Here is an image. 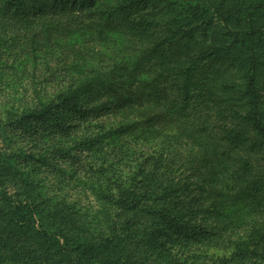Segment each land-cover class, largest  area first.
<instances>
[{
	"label": "trees",
	"instance_id": "16d2710c",
	"mask_svg": "<svg viewBox=\"0 0 264 264\" xmlns=\"http://www.w3.org/2000/svg\"><path fill=\"white\" fill-rule=\"evenodd\" d=\"M0 264H264V0H0Z\"/></svg>",
	"mask_w": 264,
	"mask_h": 264
},
{
	"label": "rangeland",
	"instance_id": "374dc122",
	"mask_svg": "<svg viewBox=\"0 0 264 264\" xmlns=\"http://www.w3.org/2000/svg\"><path fill=\"white\" fill-rule=\"evenodd\" d=\"M66 192H68L69 194H71V199L77 198V199H81V205H88L90 203V200L82 197L81 194L78 192V190H75L74 188L68 187L66 188Z\"/></svg>",
	"mask_w": 264,
	"mask_h": 264
}]
</instances>
